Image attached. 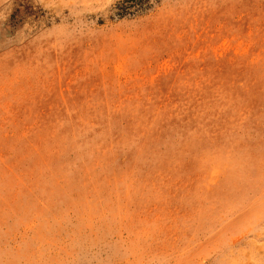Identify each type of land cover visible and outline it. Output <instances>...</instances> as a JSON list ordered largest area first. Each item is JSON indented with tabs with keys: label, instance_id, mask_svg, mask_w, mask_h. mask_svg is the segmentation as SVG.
Instances as JSON below:
<instances>
[{
	"label": "rangeland",
	"instance_id": "rangeland-1",
	"mask_svg": "<svg viewBox=\"0 0 264 264\" xmlns=\"http://www.w3.org/2000/svg\"><path fill=\"white\" fill-rule=\"evenodd\" d=\"M0 264H264V0H0Z\"/></svg>",
	"mask_w": 264,
	"mask_h": 264
}]
</instances>
